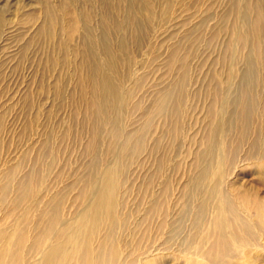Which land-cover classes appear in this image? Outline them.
<instances>
[{
  "label": "rangeland",
  "instance_id": "rangeland-1",
  "mask_svg": "<svg viewBox=\"0 0 264 264\" xmlns=\"http://www.w3.org/2000/svg\"><path fill=\"white\" fill-rule=\"evenodd\" d=\"M42 1L45 0H0V264H82L84 250L89 253V264L103 253L110 264H264V237L242 231L240 227H235L237 233H234L224 225L226 252L208 254L214 239L210 227L217 203L224 197L222 194L237 198L236 195L245 192L251 196L255 188H260L254 183L258 174L254 168L252 171L253 163L234 160L233 135L239 129L232 125L237 107L231 105L230 86L224 89V101L214 106L213 118H208L209 103L201 90L204 77L213 71L224 79L229 64L233 66L229 57L227 60V53L219 52L224 37L214 43L215 49L209 53L203 50V43L192 45L185 41L188 58L174 68L168 65L165 55L183 32L193 31L190 23L200 25L195 18L204 16L203 11L212 16L209 25L200 32L206 35L210 25L211 30L215 28L213 22L222 10H226V18L230 13L232 18L235 6L242 10L246 0H212L208 6L209 0L200 1L205 5L197 0H180L197 15L188 25H182L188 12H181L177 23L160 22L155 41H146L142 46L144 57L138 54L137 61L132 63L112 64L115 82L121 85L126 97L121 126L134 139L144 136L147 145L141 154L133 146L125 148L128 144L119 152L120 168L125 172L123 185L124 189L128 188L123 194L128 208L119 212L126 215L135 208L140 212L145 210L147 216L143 221L130 217L126 226L110 233L108 239H105L107 220L100 218L95 222V215L88 207L87 196L96 191L84 185L92 186L96 174L109 166L114 157L111 145L123 146V143L112 139L105 117L91 118L93 102L83 104L79 99L80 89L88 86L87 83L77 82L80 71L76 64L62 61L65 55L61 45L67 44L68 49L78 42L75 35L81 28L78 25L75 37H71L77 24L70 15L73 11L77 13L78 8L72 0ZM52 4L57 6L58 23L50 22L46 15ZM66 7L70 10L64 16ZM176 7V12L180 11V3ZM198 29L201 28L198 26L196 32ZM233 48L238 53L245 51L241 47L239 50L235 43ZM55 58L58 61L52 63ZM235 60V68L241 69V57ZM183 69L188 72L187 116L180 121L181 133L172 139L164 123L167 113H160L157 98L161 91L178 85ZM82 73L87 79V71ZM93 92L92 98L101 97L95 86ZM135 102L140 104L139 110L133 108ZM215 124L219 125L218 139L228 143L229 152L224 160L218 153L210 163L203 154L202 141ZM156 146L159 149L154 152ZM199 152L203 159L195 161ZM163 155L167 161L161 169L156 161ZM198 165H208V170L200 178L201 187L193 189L189 211L198 208L201 200L208 199L211 203L207 212L193 220L191 213L182 212L187 202L183 188L191 177H196ZM146 177L149 186L144 195ZM165 185L172 189L169 197L163 195ZM260 195L264 203V189ZM153 196L166 203L163 216L147 208ZM166 211L169 216L165 215ZM54 212L56 227L50 228L49 217ZM81 215L86 218L84 221ZM226 216L220 218L227 222ZM251 217L250 221L255 219L254 215ZM148 222L150 226L146 230L127 238V244L119 249L116 238L125 235L128 227H144ZM88 241L91 247L85 248ZM137 243L143 248L133 252L130 247ZM58 245L61 247L54 259L45 262L44 251ZM111 252L123 258L112 260Z\"/></svg>",
  "mask_w": 264,
  "mask_h": 264
},
{
  "label": "bare ground",
  "instance_id": "bare-ground-1",
  "mask_svg": "<svg viewBox=\"0 0 264 264\" xmlns=\"http://www.w3.org/2000/svg\"><path fill=\"white\" fill-rule=\"evenodd\" d=\"M46 1L47 0L42 2ZM58 1L62 2V0ZM197 1L205 5L203 3H206L207 0ZM200 1H203V3ZM211 1L212 0L207 1V6ZM72 2L76 5L78 10L77 13L71 10L73 12L70 15H72L75 21L73 22L77 24L72 28L71 37L76 36L75 38L78 42L72 48L68 44V49L66 48L67 44L63 43L61 45V52L65 55L62 56V61L69 65L72 63L76 64L80 71L77 73V82L84 81L87 83L88 86L81 87L79 99L83 104L85 102L86 104L90 103V101L93 102L94 115L91 118L105 117L112 131V139L122 140L123 143V146L111 145L110 151L114 154V157L109 162V166H106L96 174L97 177H94L91 181L93 183L92 186L89 183L84 185L93 187L96 191V193H92L94 191L92 190L91 197L87 196V199L90 200L88 207L95 215V222H99L100 218L105 219L104 221L107 220V228L105 231L107 233L105 234V239H108L110 233L113 234L118 229H123L130 217L131 220L137 218L139 221H143L147 216L145 210L140 212L135 208L134 210H130L126 215L123 213L120 214L119 212L128 208L126 199H124L123 196V194L128 192V188L124 189L125 172L120 168L119 159L122 154L119 152L128 144L129 146L126 145L125 148L133 146L135 151L141 154L147 145H145L144 136H137L138 138L134 139L132 134L128 131H124V127L121 126V117L126 111L124 108L126 97H123L125 92L121 88V85L115 82L112 64L124 61L132 63L137 61L138 54L144 57L141 55L142 46L146 41H155V34L160 30V22L164 21L165 23L168 22V24L177 23L176 18L180 17V13L188 12L184 17L183 24L180 22L182 25H188L192 18L197 15L194 16L195 12L192 13L191 10L189 11L190 5L187 7L186 4L182 3L180 0H72ZM179 3L180 11H178V14V12H176V4ZM193 5L196 6L192 3V6ZM198 7L199 9L202 8V6ZM66 9L64 16H67L70 10L69 7H66ZM235 9L236 10L232 13V18L231 13L229 18H226V10H222L219 16L216 17L217 19L214 17L216 19L214 20L215 22H213L215 28L211 30L210 25V28L206 31V35L200 32L206 29L205 27L209 25L207 22L212 16L202 10L204 16L199 19L198 16L195 18L200 25H196L195 23L192 26L190 23L189 26L193 31L183 32L184 34L180 36L181 39L174 42L173 45L171 44L169 48L167 47L168 51L165 53L168 65L174 68L175 64L177 65L179 62L186 61L188 58V52L185 50L184 46L185 41H188L187 43H191L192 45L196 44V42H201L204 45L203 50L211 52V50L213 51V49H215L214 43L221 37H224L223 43H221L219 47V52L227 53V60L229 57V63L232 61L233 66L231 67L229 64V72L225 74L224 79H220L218 74L212 71L211 75L203 78L201 90H203L202 94L209 103L208 118H213L214 106L224 101V89L230 86L231 105L233 104L237 107L234 112L232 125L239 129L238 133L233 135L234 160L235 162L245 161L250 164L252 162L254 166L252 167V171L254 168L258 174L254 183L256 182L260 188H255L253 190L252 197L248 196L245 192H240L236 195L237 198H229L226 193L222 194L224 197L217 203L215 208L216 216L210 227V232L214 239L211 243L212 247L208 249V254H212L216 251L220 254L226 252L224 249V225L229 226L234 233H237L235 227H240L242 231L252 234L257 233L259 236L261 235L264 237V203L263 200L261 201L260 195L264 189V0H246L245 4L242 6V10L238 9L236 6ZM207 10L209 11V9ZM46 15L50 22L58 23L57 6H53V4L52 7L48 6ZM159 18L162 20L158 21L157 19ZM0 21H2L1 15ZM78 25L81 28V32L78 33L79 35L77 34L74 36L75 28L78 27ZM198 26L201 29H198L199 31L196 32ZM57 29H54L55 33ZM167 32L172 31L167 30ZM113 34H115L116 37H113ZM170 38L172 41L173 37ZM161 41H163V39ZM234 43L238 45L239 50L241 47L245 51L238 53L233 50ZM240 57L243 66L241 69H236L235 59H239ZM54 61L57 62L58 59H53L52 63ZM84 71H87L89 75L87 79L85 75H82ZM181 72L182 77L180 75L178 85L175 88L161 91L157 98L160 113H167L164 123L168 126L166 130L168 135H171L172 139L178 137L181 133V127L179 126L180 121L187 116L186 104L188 97L185 88L188 72L184 69ZM94 86L101 92V97L97 99L92 98L93 95H95L93 92ZM103 106L105 107L103 108ZM132 106L137 110L141 107L138 102H135ZM115 112L119 113V115L116 116ZM88 120H90V118ZM87 124L89 125L90 123L88 122ZM218 130L219 125L215 124L211 133L206 135L202 141L204 144V152H202L205 158L209 159L210 163L218 153L221 154V159L224 160V158L226 159V154L229 152L228 143L218 139ZM158 149V146H156L153 151L155 152ZM202 152L198 153L195 161H202ZM165 161H167V156L163 155L162 158L158 159L156 162L162 169ZM202 165H198L196 177H191V180L185 184L183 188L187 202L182 208V212L185 215L191 213L193 215V220L197 216L207 212L206 209H208L209 202L211 203L210 200L205 199L202 201L201 198L199 206L197 205L198 208L195 207L197 210L190 209L189 211L190 201L194 199L193 196L195 191H193V189H199L200 178H202L208 170V165ZM143 180H145L144 186L146 185L143 191L145 195L147 194L146 190L149 186V180H147V177ZM171 190L169 186L165 185L162 188L163 195L169 197ZM143 194L140 196L141 199H143ZM80 195L81 192L78 193L77 197H80ZM151 198L152 199L149 200L150 207L147 208L155 215L163 216L164 209L167 207L166 203L164 200L158 201V198L154 196ZM168 214L169 212L166 211L165 215ZM56 215L57 213L54 212L49 217L50 228L56 227ZM222 215L228 216V218L226 216L227 222H225L223 218H220ZM253 215L255 218L254 220H252ZM80 217L81 221L86 219L84 215ZM249 217L252 218H250L252 221L249 220ZM64 222H66V220H64ZM64 222L62 221L61 223L66 224ZM163 224L164 222L162 225ZM131 225L136 224L131 223ZM149 226L150 222H148V224L145 223L144 227H128L125 235L115 239L116 244H119V249H123V246L127 244V238L140 232V230H146ZM60 247L61 246L58 245L44 251V261H52ZM88 247H91L90 241H88L85 246V248ZM218 247L222 248L219 249ZM130 248L133 252H140L143 247L142 244L137 243ZM214 254L216 255L217 253ZM215 255H213V257ZM110 256L112 260H117L118 256H121V254L118 255L111 252ZM88 257L89 253L84 250L81 255V260H83L82 264H89ZM91 264H110V260L107 254L103 253L98 256L94 262H91Z\"/></svg>",
  "mask_w": 264,
  "mask_h": 264
}]
</instances>
